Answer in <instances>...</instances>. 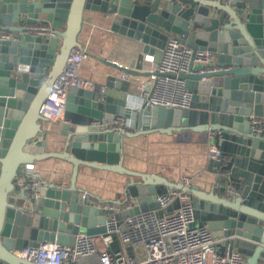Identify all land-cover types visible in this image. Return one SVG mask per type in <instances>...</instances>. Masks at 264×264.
Listing matches in <instances>:
<instances>
[{
	"label": "water",
	"instance_id": "95a60500",
	"mask_svg": "<svg viewBox=\"0 0 264 264\" xmlns=\"http://www.w3.org/2000/svg\"><path fill=\"white\" fill-rule=\"evenodd\" d=\"M89 10L103 13L112 31L144 43L125 65L99 57L123 73L151 74L146 53L164 45L169 33L211 51L215 59L192 62L194 71L180 74L192 88L188 108L149 106L130 99L131 91L113 95L98 84L70 86L58 130L65 150L22 151L31 141L45 146L39 122L28 124L48 120L44 112L54 107L46 96L71 49L81 47L76 37ZM38 20L49 21L55 35L28 33L25 23ZM121 115L132 130L124 136L182 129L208 133L221 155L209 157L207 166L225 196L125 168L123 135L108 126ZM47 156L72 163L67 186L24 173L26 163ZM79 165L127 175L117 203H136L122 214L157 209V193L188 192L199 222L229 239L245 264H264V0H0V264H40L20 260L17 250L44 242L72 245L77 232L105 231L107 211L75 185ZM177 204L178 198L172 205ZM67 260L101 264L97 253Z\"/></svg>",
	"mask_w": 264,
	"mask_h": 264
},
{
	"label": "built area",
	"instance_id": "2783aa9c",
	"mask_svg": "<svg viewBox=\"0 0 264 264\" xmlns=\"http://www.w3.org/2000/svg\"><path fill=\"white\" fill-rule=\"evenodd\" d=\"M25 26L30 34L55 35L49 21L26 22ZM87 56L84 47L72 48L63 70L52 82L46 99L53 105L55 116L59 117L62 112L70 86L93 88L96 85L79 75L80 65ZM146 58L151 62L154 60L152 55ZM214 59L211 51L192 48L182 43L176 35L169 34L150 74V84L143 87L141 95L133 96L131 93L130 99H137L139 103L145 101L149 106L188 108L191 105L192 88L189 79L180 74L193 72L192 62L205 64ZM125 75L122 74L121 78H125ZM100 88L105 91V86ZM259 120L254 119V122ZM108 126L122 135L132 131L127 118L122 115L116 116ZM220 155L221 151L217 147L209 146V157L218 159ZM32 166V163L24 165L26 170ZM182 179L186 185L192 183L186 175ZM176 198L178 204L172 205ZM156 201L157 209L122 214L123 209L129 208L128 202L123 201L119 210L121 212L112 206L107 208L105 231L102 233L90 235L77 232L72 245L56 242L26 244L16 254L23 260L40 264H59L91 253L98 254L101 264H245V255L232 246L229 239L214 236L205 224L195 218L188 192L178 189L160 192L156 194ZM115 240L124 247L112 248Z\"/></svg>",
	"mask_w": 264,
	"mask_h": 264
},
{
	"label": "crops",
	"instance_id": "0c3cea01",
	"mask_svg": "<svg viewBox=\"0 0 264 264\" xmlns=\"http://www.w3.org/2000/svg\"><path fill=\"white\" fill-rule=\"evenodd\" d=\"M76 38L88 52L87 58L82 61L79 68L81 77L90 79L100 86H105L107 93L118 96L127 91H131L133 96L141 95L143 87L150 84V74L132 76L99 59V57L106 58L119 65H125L129 58L139 52L144 45L141 40L112 31L109 27V21L103 13L89 10L81 19ZM162 47V44L154 46L151 52L146 53L149 57L152 55L154 59L151 62L145 58L146 69L150 71L154 69L160 58ZM122 74H126V77L121 78ZM44 114L48 117L47 121L37 119V121L29 122L28 125L31 128L37 124L36 122H39L41 128L45 130V135L44 137L38 136V138L45 141V146L31 141L25 143L22 151L43 153L47 151L63 152L65 150L64 137L58 132L60 126V119L58 118L62 116V112L59 117L55 116L53 111L45 110ZM208 135L206 132H194L189 129L172 131L171 133L152 131L134 136L123 135L121 164L133 171L158 174L172 182H182L183 175H186L201 190L213 192L218 196H225L216 184L215 173L210 171L207 166L208 148L214 145L213 141H209ZM28 163H32L33 166L29 170L24 171L23 169L24 173H38L47 182L56 181L63 187L69 184L72 163L68 160L57 156H47ZM126 181L127 175L124 173L96 166L79 165L75 185L81 188L83 192H87L84 197L92 205L102 207L105 211L112 206L114 210L121 212L119 210L122 202L117 203V201L123 200V189ZM88 193L96 195L98 199ZM126 202H128L129 208L136 203L130 200ZM111 247L122 248L124 245L115 240ZM18 258L23 260L19 256ZM59 264H72V261L64 260Z\"/></svg>",
	"mask_w": 264,
	"mask_h": 264
}]
</instances>
